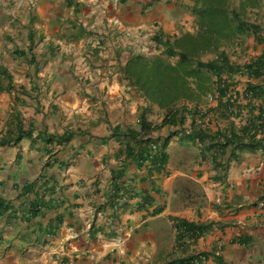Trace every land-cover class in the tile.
Returning <instances> with one entry per match:
<instances>
[{
  "label": "crops",
  "instance_id": "0c3cea01",
  "mask_svg": "<svg viewBox=\"0 0 264 264\" xmlns=\"http://www.w3.org/2000/svg\"><path fill=\"white\" fill-rule=\"evenodd\" d=\"M175 6L174 0H0V45H11L10 59L0 56V132L21 137L0 147V200L9 206L0 215V264H163L182 255L175 248L178 217L222 223L189 248L207 255L202 264H264L258 207L264 149H238L225 170L200 158V171L190 176L172 167L180 143L174 136L170 174L154 177L161 196L152 180L141 179L147 166L125 158L129 137L117 128L139 129L142 116L160 123L164 112L130 85L122 68L129 51L147 43L163 55L156 33L195 30L194 15L176 20ZM125 163L133 196L115 201L111 179ZM181 176L202 187L203 205L184 200L172 209L170 187L180 199L173 184ZM142 192L163 212L152 214L156 204L140 208Z\"/></svg>",
  "mask_w": 264,
  "mask_h": 264
},
{
  "label": "trees",
  "instance_id": "16d2710c",
  "mask_svg": "<svg viewBox=\"0 0 264 264\" xmlns=\"http://www.w3.org/2000/svg\"><path fill=\"white\" fill-rule=\"evenodd\" d=\"M189 1L190 6H186L195 17V30L167 38L156 33L154 41L164 48L165 55L133 54L122 68L124 78L164 112L160 123L142 116L139 129L117 128L129 137L125 158L135 162L138 168L147 166L141 179L152 180L150 184L160 196L163 191L155 185L154 177L170 174L168 147L174 136L180 142L198 146L201 160L210 159L213 167L221 170L229 166L240 148L252 152L264 149V0ZM245 36L253 38L254 47L262 45V51L238 64L232 61L230 51L236 53ZM209 54L214 57L204 60ZM239 78H247L242 92L237 89ZM164 128L168 129L167 134L163 133ZM20 139L11 134L1 136L0 132V147ZM127 167L125 163L113 173L109 197L115 201L133 196L127 192ZM219 178L220 175L215 179ZM182 180L179 200L203 205L202 187L194 179ZM141 194L140 208L149 209L156 204L152 214L163 212L164 207L156 203L154 196ZM8 208L0 200V215L6 214ZM174 220L175 248L182 255H173L163 264H202L207 255L189 252V248L214 224L221 228L222 223H200L180 217Z\"/></svg>",
  "mask_w": 264,
  "mask_h": 264
},
{
  "label": "rangeland",
  "instance_id": "374dc122",
  "mask_svg": "<svg viewBox=\"0 0 264 264\" xmlns=\"http://www.w3.org/2000/svg\"><path fill=\"white\" fill-rule=\"evenodd\" d=\"M177 2V6H175L174 9V18H178L176 20L180 19H184L185 17V13L186 12H190V10L187 8V3L188 0H174ZM180 21V20H179ZM178 21V23H179ZM186 22H189L190 20L187 18H185ZM181 29V28H180ZM180 33H183V30L180 31ZM243 42L240 41L239 45L237 46L238 49H236L235 51H237L236 53H231V59L232 61H234L235 63H244L246 61H248L250 59V57H255L257 56L260 52H261V47H254V40L252 37L249 36H245L242 38ZM10 44H3L0 45V56L1 57H5L10 59L11 56V52L10 50ZM230 50V49H227ZM154 51V47L151 46L150 43L145 44L144 49L142 51H140V53L146 54L147 56H156L157 53H153ZM132 51H129V58L133 55ZM134 54H138V53H134ZM131 55V56H130ZM214 55L209 54L207 56L204 57V60H210L211 58H213ZM127 60V61H128ZM174 151V158H173V162H172V167H176V168H182L187 170V173L190 176H194L196 174V172H199L200 169L198 167L199 162H200V157H199V147L195 146L193 144H191L190 142H180L178 143L175 148L173 149ZM175 171V170H174ZM193 179L191 177H182L181 179H176V181L174 180V187H181V184L183 183L184 180L182 179ZM172 190V191H171ZM170 192L171 197H170V202H173L174 204H172V209L178 208V206H181L182 203L179 200V198H177L179 195L175 194L174 192V188L170 187ZM175 194V195H174ZM176 200V201H175ZM175 201V202H174ZM165 241L166 240V236H164Z\"/></svg>",
  "mask_w": 264,
  "mask_h": 264
},
{
  "label": "clouds",
  "instance_id": "9594fccd",
  "mask_svg": "<svg viewBox=\"0 0 264 264\" xmlns=\"http://www.w3.org/2000/svg\"><path fill=\"white\" fill-rule=\"evenodd\" d=\"M163 51H164V48H163ZM139 53H140V51H139ZM164 53V52H163ZM141 54H143V53H141ZM144 55H146V54H144ZM158 55V54H157ZM156 55V56H157ZM164 55H165V53H164ZM147 56V55H146ZM148 57H150V56H148ZM151 57H153V56H151ZM172 62H175L176 60L175 59H170ZM243 79H247V78H243ZM241 79L239 78V81H240ZM131 85V84H130ZM134 87V86H133ZM135 88V87H134ZM136 89V88H135ZM237 89H239V84H238V86H237ZM137 90V89H136ZM240 90V89H239ZM213 103H216V101H213ZM177 141V140H176ZM219 198V197H218ZM217 198V199H218ZM220 199V198H219ZM218 201V200H217ZM258 207H259V203H258ZM260 209V208H259ZM261 210V209H260ZM262 211V210H261ZM220 251H221V249H217V251H215L216 253H215V255H217V256H219L220 255ZM204 259L205 258H203V260L202 261H204Z\"/></svg>",
  "mask_w": 264,
  "mask_h": 264
},
{
  "label": "built area",
  "instance_id": "2783aa9c",
  "mask_svg": "<svg viewBox=\"0 0 264 264\" xmlns=\"http://www.w3.org/2000/svg\"><path fill=\"white\" fill-rule=\"evenodd\" d=\"M211 101H216L213 96H209ZM220 200L219 198L217 199ZM259 208L264 212V200L259 202Z\"/></svg>",
  "mask_w": 264,
  "mask_h": 264
}]
</instances>
